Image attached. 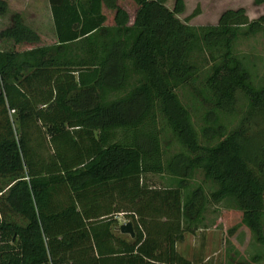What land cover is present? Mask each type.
I'll return each mask as SVG.
<instances>
[{
	"label": "trees",
	"instance_id": "1",
	"mask_svg": "<svg viewBox=\"0 0 264 264\" xmlns=\"http://www.w3.org/2000/svg\"><path fill=\"white\" fill-rule=\"evenodd\" d=\"M47 4L54 41L40 42L18 12L0 29L12 42L0 47V264H187L174 244L199 226L208 198L234 201L264 243V142L244 121L227 131L216 121L237 90L264 110V83L232 50L239 34L264 42V13L227 8L189 24L175 16L183 0ZM188 85L209 93L200 131L177 94ZM197 170L215 185L208 198L187 181ZM145 173L175 185H147ZM118 212L130 214L129 239L111 230Z\"/></svg>",
	"mask_w": 264,
	"mask_h": 264
},
{
	"label": "rangeland",
	"instance_id": "2",
	"mask_svg": "<svg viewBox=\"0 0 264 264\" xmlns=\"http://www.w3.org/2000/svg\"><path fill=\"white\" fill-rule=\"evenodd\" d=\"M6 7L0 15V29L10 23V16L14 12L21 14L23 22L39 33L40 42L54 41L53 26L47 0H4ZM183 11L175 16L189 24L215 23L220 12L227 8L241 7L247 18H254L264 13V2L255 4L253 0H183ZM164 4L171 8L173 0H164ZM107 18L110 14L105 11ZM191 13H193L191 15ZM190 15V16H189ZM186 17H188L186 19ZM10 40H0V47H11ZM23 45H17V48ZM233 53L241 59L254 85L264 83V42L262 33L257 31L250 35L239 34L233 41ZM208 71V62L200 60L196 79L193 82L201 87L204 74ZM177 94L183 104L189 109L192 122L197 130L206 122L202 116L211 107L209 93L204 90V97L194 91L191 86L177 89ZM13 120V112L10 111ZM244 121L247 133L253 138L264 142V110L249 109L247 100L240 90L235 93V100L229 110H217L216 121L223 124L225 131ZM13 120V127H15ZM170 134L161 133V143L166 147ZM172 151L174 143H168ZM143 183L150 186H174L175 178L160 173H145ZM192 186L200 183L205 195L215 185L204 179L200 171H195L193 177L187 180ZM127 221L130 214L122 215ZM241 211L232 200L212 201L208 198L202 212V219L198 227L192 231H183V237L174 244L175 250L187 259V264H264V243L256 241L253 232L241 220ZM130 219V220H129ZM131 222V221H130ZM132 224V223H131ZM262 231L264 233V210L261 215ZM115 234L129 239L128 233L119 231L116 224L111 225Z\"/></svg>",
	"mask_w": 264,
	"mask_h": 264
},
{
	"label": "water",
	"instance_id": "3",
	"mask_svg": "<svg viewBox=\"0 0 264 264\" xmlns=\"http://www.w3.org/2000/svg\"><path fill=\"white\" fill-rule=\"evenodd\" d=\"M118 229L120 232L122 233H128L129 236L133 235V228H132V224L130 221H125L123 223H120L118 225Z\"/></svg>",
	"mask_w": 264,
	"mask_h": 264
},
{
	"label": "built area",
	"instance_id": "4",
	"mask_svg": "<svg viewBox=\"0 0 264 264\" xmlns=\"http://www.w3.org/2000/svg\"><path fill=\"white\" fill-rule=\"evenodd\" d=\"M122 215H124V214H122V213H117V215H115V219H116V221L118 222V224H120V223H123V222H125L126 220L123 218V216ZM38 264H44V263H38Z\"/></svg>",
	"mask_w": 264,
	"mask_h": 264
},
{
	"label": "crops",
	"instance_id": "5",
	"mask_svg": "<svg viewBox=\"0 0 264 264\" xmlns=\"http://www.w3.org/2000/svg\"><path fill=\"white\" fill-rule=\"evenodd\" d=\"M119 213V212H118ZM115 215H117V213H114L113 214V219H114V222L112 224H116L117 226L119 225L118 222L116 221L115 219ZM111 230H112V227H111ZM113 231V230H112Z\"/></svg>",
	"mask_w": 264,
	"mask_h": 264
}]
</instances>
